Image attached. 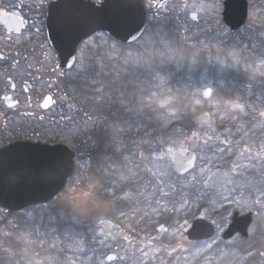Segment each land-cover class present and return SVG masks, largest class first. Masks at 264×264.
<instances>
[{"label":"flooded vegetation","instance_id":"1","mask_svg":"<svg viewBox=\"0 0 264 264\" xmlns=\"http://www.w3.org/2000/svg\"><path fill=\"white\" fill-rule=\"evenodd\" d=\"M84 1L95 6L102 2ZM144 1L147 29L154 22H163L157 19L163 11L172 12L169 18H175L179 16L177 11L185 14L192 3ZM225 2L219 0L217 4L220 7L221 3L222 13ZM52 4L53 0H0V156L17 154L15 149L22 146H35L38 152L45 148L68 149L73 155L75 173L67 188L73 191H63L54 201H62L67 195L76 201L93 195L106 200L112 213L115 200L138 197L141 202V52L131 55L128 45L104 32L84 39L60 35L61 43L55 47L47 27ZM250 5L259 7L258 3ZM193 14L197 20L190 26L195 27L186 24L182 29L189 35L192 30L203 31L197 42H189L203 50L198 43L210 38L204 33L213 32L215 27L219 34L221 22L210 23L196 12H187L186 18L190 21ZM212 40L213 44L204 49L224 50L223 40ZM224 61L223 58L221 62ZM257 86L258 82H254L242 90L240 85L225 81L219 84L218 93L221 100H230L228 105L244 104L241 94L247 97L248 88L253 87V94H257ZM234 115L235 119H242L239 114ZM260 121L264 122V110L250 125ZM261 131L257 132L259 137L264 135ZM10 157L8 163L9 157L4 159L3 170L11 169L17 158ZM244 188L251 189V196L261 188L264 196V172ZM34 208L41 214H34L33 208L12 213L0 207V218L42 217L48 212V204Z\"/></svg>","mask_w":264,"mask_h":264},{"label":"trees","instance_id":"2","mask_svg":"<svg viewBox=\"0 0 264 264\" xmlns=\"http://www.w3.org/2000/svg\"><path fill=\"white\" fill-rule=\"evenodd\" d=\"M262 4L258 3L259 7L251 10L259 8L264 12V4ZM159 24L165 25V22ZM149 28L137 44L130 46L140 49L138 53L131 55L138 56L141 52V155H143L141 160L143 159L144 165L147 164L145 157L152 156L156 147L160 149L157 150L158 154L161 153L164 147L160 145L161 142L167 143L183 135L184 138L178 147L187 148L189 140L197 139L195 135L198 121L209 115L211 107L206 106L205 99L190 96V88L211 83L216 87L218 95L221 82H230L237 87L240 85L241 88L254 83V78L257 77L258 82H264V40L260 38L264 35V25L255 27L248 24L240 32L232 36L228 35L227 38L225 32L229 30L221 22L219 34L215 31L204 33V36L215 38L216 42L219 39L223 40L224 50L218 47L211 50H197L188 44L181 34L176 33L171 25L164 27V30L169 32L168 38L163 36L164 31L159 30L157 25ZM241 34L244 36L243 41L251 38L249 47L252 53L249 57L244 55L241 47L238 46L239 43L230 41L231 38ZM234 53L239 57L235 67L240 69L239 72L229 66L233 60H236L232 56ZM223 58L224 63L221 62ZM253 70H258L260 74H256L253 78L255 74H250ZM247 71L248 74L244 76ZM162 76L169 79L172 91L156 90V80ZM153 92L157 93L156 102H161L159 103L161 105L164 103V110H161L159 104L149 103L151 98H155ZM229 98L235 99V97ZM241 98L247 100L244 94H241ZM218 101L219 103L212 107L213 111L215 107L219 110L215 119L226 117L233 121L235 115L229 110L230 100L223 101L218 95ZM198 137L205 139L203 136ZM166 148L175 149L170 145ZM219 148L224 149V152L230 151L223 146V141ZM147 169L149 167L145 168ZM173 175L180 180L187 178ZM151 184L152 181L148 177L141 180V186L147 187ZM202 190L204 192L201 186L195 185L192 190L179 189L170 194L162 191L153 199L141 197V202L138 197H129L125 201L115 200L112 213L108 210L107 201L98 197L96 200H89L90 206L84 213L72 212L71 208L78 205L71 199H66L61 203L54 201L48 205V212L42 217L6 216L0 222V264H100L98 262L100 257L107 255L109 250L116 249L119 254L126 257L123 264H182L183 260L194 255L198 256L208 245L217 242L218 238L206 243L193 244L175 239L169 233L159 236L157 227L154 226L152 237L147 238L144 232L147 221L142 220L141 209H145L150 202L154 206H157L158 202L165 204L169 210L163 212L156 220L158 228L170 229L176 219L171 208L186 197L188 202L200 201ZM33 210L34 214H41L36 212L38 208ZM130 214H137L139 222L138 225L133 222L132 228L124 223L125 216ZM197 216L199 215L193 214L190 221ZM263 223V220L257 218L254 224L257 228L256 234L251 235L248 240L239 239L243 244L238 248L240 253L245 256L248 253L252 254L245 264H264V226L260 227ZM56 240L60 241L61 246ZM71 241L85 244L86 249L84 251L69 249L67 245ZM101 242H112V245L110 248L99 247ZM217 244H219L218 250L220 247L229 246V243L222 240ZM199 263L195 262V264Z\"/></svg>","mask_w":264,"mask_h":264},{"label":"rangeland","instance_id":"3","mask_svg":"<svg viewBox=\"0 0 264 264\" xmlns=\"http://www.w3.org/2000/svg\"><path fill=\"white\" fill-rule=\"evenodd\" d=\"M198 2L196 0H192L191 6H187L186 8L187 10L185 14H181L177 11L176 13L179 15L177 16L179 20H177V17L169 18L172 12L169 13L168 10L161 13V18L157 19L165 22V25L158 24L157 27H159V30L164 31L163 36L165 38H168L167 35L169 32L165 31L164 27H169V25H171L175 29L176 33L181 34L184 39L187 40L188 44L189 42H192V40L197 42L196 39L199 36L201 37V33L203 31L192 30L191 35H189V32L184 33L182 29V27L186 26V24L191 28L195 27V25L190 26L191 22L186 18L187 12H196L197 14H200L202 19L207 20L210 23L218 24L221 22L222 6L221 3L220 7L217 5L219 0H212V4L200 3V1ZM251 2L264 4V0L263 2L261 0H249L250 4ZM155 23L156 22L150 25V27L152 28L156 25ZM248 24H252V26L255 27L257 25H264V12H262L259 8L253 11L251 10L247 25ZM149 29L150 28H148L147 31H149ZM242 34L246 35L248 33L243 32ZM225 35L228 38V35L230 36L231 34L229 32H225ZM242 36L243 35H241V37L236 36L233 39L231 38L230 41L239 43L238 46L241 47L244 55L249 57L252 53V49L249 47L251 38L243 41ZM260 38L264 40V35L260 36ZM212 41L213 40L209 38L208 41L203 40L198 44L201 47L203 46L204 49L210 47L211 44H213ZM128 49L130 53H138L140 51L137 47H129ZM232 56L235 57L236 60H233L229 66L231 69H237L236 71L239 72L240 69L235 68L236 62L238 63L239 61V57L236 53ZM246 74H248V71L244 73V76H246ZM250 74H255L253 76L254 78L256 77V74L260 73L258 70H253ZM257 78H254V82H258ZM156 85V90L160 92L172 91L167 77L162 76L156 80ZM253 88H248L247 100L244 104L237 103L229 106L230 112L235 114L238 112L240 114V117L242 118L240 121L238 118L231 121L226 117H222L220 119L218 118V120L215 119L219 110L215 107V111H213L214 108L212 107L217 105L219 101L216 95V87L211 83H203L201 86L189 89V95L198 98H203V93L207 89L213 90L212 98L210 100H206L207 102H205L206 106L211 107V112L206 118L202 117L198 121V127L196 130V133H198L200 137H205V139L201 140L197 137L195 140H189L187 148H179L178 145L184 138L183 135H180L167 143H160V145L162 144L161 146H164L163 150H161L162 154H164L162 157L158 155L157 150L159 148L156 147L152 156L145 157L147 166L142 164V159L141 180L144 177H148V179L152 181V184L151 186L147 185V187L141 186V197L143 199H153L159 192L167 191L166 193L170 194L179 189L192 190L195 185L201 186L204 189V192L202 190L200 193V201L188 202L186 197L181 203H178L171 208V211L173 210L176 219L173 221V227L170 229L164 227L158 228V222L156 220L163 212L166 213L169 208L160 202L157 203V206H154L152 202L149 201L150 203L147 204L146 208L141 209V218L143 221H147L145 225L146 228L144 230L147 238L152 237L154 226L157 227L156 230H158L159 236L169 233V235L175 239L187 241L182 232L184 228L191 225L193 222L192 220L190 221L193 214L205 216L211 223L222 226L220 227L221 231L219 232L218 241L221 240V235L228 228L230 219L235 212L240 214L255 213L257 215L256 219L258 218V220L264 221V196H262L260 192L262 191L261 188L256 190V194L253 196H251V189L244 188L246 184H251L255 180H258L259 176L264 172V135L259 137L257 134V132H262V129L264 131V122L260 121V123L255 126L250 125L251 123H256L257 116L264 110V82H258L256 90H259H257V94H253ZM153 93V97L155 98H151L149 103L154 105L161 103L156 102L157 93ZM252 98L254 99L251 100ZM163 104H159L161 110L165 109V105ZM226 140L227 142L228 140L231 142V147L236 149L235 152L224 153V149L219 148L222 141L223 146H225L224 142H226ZM167 145H170L180 151H192L198 155L196 170L187 178L180 180L173 175L172 162L165 152ZM142 156L143 155H141V157ZM244 165H247V167H243ZM146 167H149V169L145 170ZM234 169L237 170L235 172L236 174L234 176H230V173ZM66 197H64V199ZM67 199H71L72 202L78 205L71 208L72 212L84 213L87 212V207L90 206L89 200H96L97 197L93 195H85L84 199L81 198L76 201L73 196H69ZM62 201L57 203H61ZM2 219L3 217L0 218V222ZM133 222H136L137 225L139 224L137 214L125 216L124 223L127 227H134ZM14 225L17 226L16 224ZM263 226L264 223L260 227ZM141 230L143 231L142 228ZM256 232L257 228L253 225L250 229V236L255 235ZM218 241L208 245L206 249L202 250V252L198 254V256L194 255L183 260L182 264H195L196 261H198V263L200 262L199 264H245L246 260L252 256L251 253H248L247 256L240 253L238 248L243 246V244L240 243L238 238L230 241L229 246L220 247L219 250L217 249L219 245L217 244ZM56 242L61 246L60 241L56 240ZM111 245L112 242L100 243V247L103 248H110ZM67 247L69 249H75L76 251H84V249H86V245L79 241H71ZM113 254L118 256V261L114 264H123L126 261L125 255L119 254L118 252H113ZM106 257L107 255L100 257L98 262H100V264H106ZM146 261L147 260H145V262Z\"/></svg>","mask_w":264,"mask_h":264},{"label":"water","instance_id":"4","mask_svg":"<svg viewBox=\"0 0 264 264\" xmlns=\"http://www.w3.org/2000/svg\"><path fill=\"white\" fill-rule=\"evenodd\" d=\"M222 17L224 25L232 33L241 30L249 18L248 0H226ZM191 19L196 21V16ZM146 20L144 0H102L98 6L84 0H53L47 27L55 47L61 43L60 35L84 39L95 32H104L125 45H132L144 35ZM211 95L212 91L207 90L204 98L210 99ZM15 150L17 154L0 156V207L8 212L16 213L50 203L64 191L68 180L73 177V155L64 147L45 148L44 152H38L35 146H22ZM167 152L172 154L177 175L185 176L194 170L197 163L195 153L172 149H167ZM10 156L17 158L11 169L3 170L4 159L9 157L8 163L12 160ZM253 223V213L245 216L235 213L222 240L229 242L236 236L248 239ZM216 233L215 225L203 216L183 231L192 243L212 240ZM116 260V255H110L106 263Z\"/></svg>","mask_w":264,"mask_h":264}]
</instances>
